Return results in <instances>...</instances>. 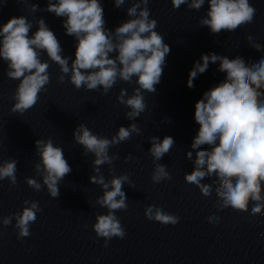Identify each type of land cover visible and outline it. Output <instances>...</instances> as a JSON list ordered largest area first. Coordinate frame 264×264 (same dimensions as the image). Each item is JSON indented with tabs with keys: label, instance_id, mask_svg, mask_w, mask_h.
Returning a JSON list of instances; mask_svg holds the SVG:
<instances>
[{
	"label": "water",
	"instance_id": "95a60500",
	"mask_svg": "<svg viewBox=\"0 0 264 264\" xmlns=\"http://www.w3.org/2000/svg\"><path fill=\"white\" fill-rule=\"evenodd\" d=\"M130 2L125 0L120 7H114L113 0H102L109 29L127 19L126 8ZM30 3L38 5L35 12L31 11ZM45 3L46 0H9L10 17L25 15L33 21L34 29L36 18L43 16L57 36L62 54L71 56L74 38L65 34L62 17L42 9ZM252 3L259 10L254 24L212 34L198 23L207 4L196 10L183 4L173 8L170 0H149L150 16L157 20L156 30L169 44L170 51L155 91L143 90L146 107L132 121L124 115L127 106L116 97L121 87L127 90L126 94H131L136 86L134 79L133 83L117 79L106 93L100 86L76 88L68 80L69 74L61 73L56 62L41 56L48 60L49 82L38 93L34 105L26 109V115L37 162L40 156L34 141L51 138L54 145L62 148L71 168L57 182L56 197L49 194L43 183L69 264H264V214L250 213L255 202L250 201L249 211L230 206L221 208L218 178H203V184L215 189L211 196L184 180V173L193 167L185 151L190 148L198 127L193 119L194 102L224 75L217 70L218 61L210 62L189 88L186 86L188 71L201 53L209 51L229 58L239 55L249 63L258 60L262 53L251 45L250 37L256 36L264 44V0H252ZM68 63L70 66L71 59ZM60 75L65 77L62 82L58 80ZM132 122L140 132L108 147V155L114 157L110 163L94 165V153L85 152L84 146L73 137V129L80 123L93 133L111 139L120 125ZM164 135H171L174 144L156 163L166 166L170 178L154 182L151 173L155 165L147 151L149 137ZM192 151L194 156L195 150ZM94 168L99 172L93 171ZM43 172L41 166V177ZM121 174L128 175V181L122 183L127 207L112 211L124 229V236L113 235L105 245V238L97 236L92 228L96 216L108 211L106 206L97 203L104 189L90 177L102 175L107 182ZM149 204L175 214L178 221L170 224L147 218L144 209ZM216 215L220 221L213 224L212 217Z\"/></svg>",
	"mask_w": 264,
	"mask_h": 264
},
{
	"label": "clouds",
	"instance_id": "9594fccd",
	"mask_svg": "<svg viewBox=\"0 0 264 264\" xmlns=\"http://www.w3.org/2000/svg\"><path fill=\"white\" fill-rule=\"evenodd\" d=\"M124 3L125 0H113L114 7ZM148 3L149 0H131L126 8L127 19L109 29L104 20L102 0H46L42 9L62 17L65 34L74 38L71 56L62 54L63 48L43 16L36 18L34 29L33 21L25 15L11 16L0 23V59L7 64L6 76L18 78L13 92L15 103L10 110L22 113L37 101L38 93L49 82L48 60L41 59L46 55L59 65L61 73L69 74L68 80L76 88L97 89L100 86V90L106 93L117 79L128 83H133L134 79L136 86L132 93L126 94L127 90L121 87L116 99L127 106L124 115L129 121L138 117L146 107L143 90L155 91L154 86L159 83L165 57L170 51L169 44L156 30L157 20L150 16ZM170 3L173 8L183 4L196 10L207 4L198 23L206 26L212 34L250 26L259 16L252 0H170ZM29 7L33 12L38 9L36 3H30ZM250 42L262 53L258 60L249 63L239 55L229 58L209 51L201 53L188 71L186 86L189 88L194 86L193 79L205 72L210 62L216 64L218 61L217 70L224 75L194 102L193 119L198 127L190 148L185 151L193 167L184 173V180L199 186L204 195L211 196L215 189L203 184V178H218L221 208L230 206L249 211L251 201L255 203L251 204L250 213L255 215L264 214V44L256 36H251ZM64 79V75L58 77L61 82ZM139 132L136 123L132 122L127 126L120 125L109 139L80 123L73 129V137L84 146L85 152L94 153L92 163L98 166L110 163L114 158L108 155L110 145ZM149 140L147 151L155 165L151 179L158 182L170 178L166 166L156 161L174 144L173 137L151 136ZM34 144L40 156L36 168L39 170L43 166V183L49 194L56 197L59 193L57 182L71 170L70 165L62 148L54 145L51 138L36 139ZM192 150H195L194 156ZM16 163L15 159H9L0 164V179L8 177L15 184ZM93 171L99 172V169ZM25 179L33 188H41L34 178ZM90 180L104 189L97 203L106 206L108 211L96 216L92 228L97 236L105 238L106 245L113 235L124 236V229L112 210L127 207L122 183L128 181V175L113 176L107 182L102 175L91 176ZM23 203L28 206L0 220L3 225H8L11 217L15 218L18 239L29 235V223L40 211L35 200ZM144 214L162 223L175 224L179 219L152 204L145 207ZM219 221V215L212 217L213 224Z\"/></svg>",
	"mask_w": 264,
	"mask_h": 264
}]
</instances>
